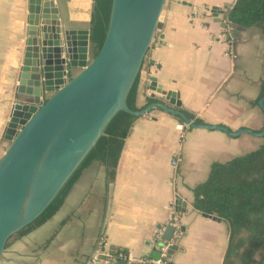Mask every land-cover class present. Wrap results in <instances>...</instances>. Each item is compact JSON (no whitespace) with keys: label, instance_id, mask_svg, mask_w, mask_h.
<instances>
[{"label":"crops","instance_id":"obj_1","mask_svg":"<svg viewBox=\"0 0 264 264\" xmlns=\"http://www.w3.org/2000/svg\"><path fill=\"white\" fill-rule=\"evenodd\" d=\"M92 1L54 0L62 26L89 28ZM234 1L165 3L140 67L138 108L161 102L230 130L261 129L263 32L228 21ZM27 5L28 0H0V155L9 143L2 134L25 46ZM150 76L156 79L153 88ZM158 86L174 95L165 99ZM258 139L181 125L175 115L153 107L134 120L114 170L92 160L49 219L6 243L0 264H91L99 247L121 253L114 264H153L161 251L171 264H222L228 224L194 208L193 187L205 181L214 162L246 153L237 150ZM167 224L176 228L164 240Z\"/></svg>","mask_w":264,"mask_h":264},{"label":"water","instance_id":"obj_2","mask_svg":"<svg viewBox=\"0 0 264 264\" xmlns=\"http://www.w3.org/2000/svg\"><path fill=\"white\" fill-rule=\"evenodd\" d=\"M167 1L111 0L102 43L92 55L89 28H64L54 0H28L15 88L24 100H12L2 134L9 143L0 155V259L9 238L50 204L119 111L139 116L158 107L191 128L219 130L231 137L264 136V121L258 131L230 130L223 124L196 122L161 102L139 109L128 106V92L137 83ZM74 68L79 70L72 73ZM155 83L150 76V87ZM157 90L165 99L174 95L159 86ZM47 92L50 95L44 98ZM170 102L181 106L178 98ZM258 104L264 116V96ZM175 228L166 225L164 240Z\"/></svg>","mask_w":264,"mask_h":264},{"label":"trees","instance_id":"obj_3","mask_svg":"<svg viewBox=\"0 0 264 264\" xmlns=\"http://www.w3.org/2000/svg\"><path fill=\"white\" fill-rule=\"evenodd\" d=\"M110 1H94L89 21L92 55L102 43ZM227 19L240 27L256 26L264 33V0H235L228 10ZM135 96L136 83L126 99L131 109H139ZM263 96L264 80L260 85L259 98ZM187 114L201 122V119ZM137 117L124 111L117 112L105 129L106 135L99 137L50 204L32 222L12 235L7 243L49 219L62 204L70 185L92 160L107 164L113 171L124 139ZM193 194L195 209L217 215L228 224V243L222 264H264V136L257 148L225 162H214L205 181L193 187Z\"/></svg>","mask_w":264,"mask_h":264},{"label":"built area","instance_id":"obj_4","mask_svg":"<svg viewBox=\"0 0 264 264\" xmlns=\"http://www.w3.org/2000/svg\"><path fill=\"white\" fill-rule=\"evenodd\" d=\"M156 238L159 239L158 236H156ZM121 256L122 255L120 252L114 253L109 249H102L99 247L92 255L91 264H114L116 257L120 258ZM150 261L153 264H171L169 260L166 259L165 253H163V251H161L158 258L152 259Z\"/></svg>","mask_w":264,"mask_h":264},{"label":"rangeland","instance_id":"obj_5","mask_svg":"<svg viewBox=\"0 0 264 264\" xmlns=\"http://www.w3.org/2000/svg\"><path fill=\"white\" fill-rule=\"evenodd\" d=\"M93 5H94V1H92V8H93ZM92 8H91V11H92ZM250 27V26H249ZM260 29V28H259ZM263 35V38H264V33L262 34ZM259 38H260V36H259ZM253 39H255V40H257L258 39V37H254ZM264 40V39H263ZM264 42V41H263ZM19 68H20V66H16V73H15V75H14V78H13V80H12V90H11V100H17V101H22V100H24V95H22V94H16V90H15V88H16V84H17V78H18V73H19ZM75 70H79V69H75ZM254 74V73H253ZM50 95V92H47L45 95H44V98H46L47 96H49ZM9 117V116H8ZM262 142V137L260 138L259 137V139H258V141H257V143L256 142H253L251 145H249V146H246V147H244V148H240V149H238L237 150V153H240V152H243V151H245V152H247L248 150H253V149H255V148H257L258 147V145L260 144ZM97 251V250H96Z\"/></svg>","mask_w":264,"mask_h":264}]
</instances>
